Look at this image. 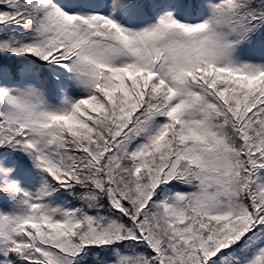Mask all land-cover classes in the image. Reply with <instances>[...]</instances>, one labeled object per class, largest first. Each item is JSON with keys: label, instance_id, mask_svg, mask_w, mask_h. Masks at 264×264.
I'll list each match as a JSON object with an SVG mask.
<instances>
[{"label": "snow or ice", "instance_id": "6c2138e0", "mask_svg": "<svg viewBox=\"0 0 264 264\" xmlns=\"http://www.w3.org/2000/svg\"><path fill=\"white\" fill-rule=\"evenodd\" d=\"M0 264H264V0H0Z\"/></svg>", "mask_w": 264, "mask_h": 264}]
</instances>
